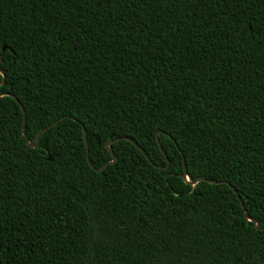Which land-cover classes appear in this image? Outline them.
Listing matches in <instances>:
<instances>
[{"label": "trees", "instance_id": "1", "mask_svg": "<svg viewBox=\"0 0 264 264\" xmlns=\"http://www.w3.org/2000/svg\"><path fill=\"white\" fill-rule=\"evenodd\" d=\"M0 53V264H264V0H0Z\"/></svg>", "mask_w": 264, "mask_h": 264}, {"label": "water", "instance_id": "2", "mask_svg": "<svg viewBox=\"0 0 264 264\" xmlns=\"http://www.w3.org/2000/svg\"><path fill=\"white\" fill-rule=\"evenodd\" d=\"M2 49L5 50L6 47L4 46ZM0 71H1V70H0ZM3 82H4V79H3L0 83H3ZM6 94H7V95H10V96L13 97V98H15V96H14L12 93H6ZM15 99H16V98H15ZM16 101H17V103L19 104V106H20V108H21V110H22V112H23V116H24V109H23V106L19 103V101H18L17 99H16ZM57 121H58V120H57ZM57 121H55L54 123H56ZM23 123H24V121H23ZM54 123H53V124H54ZM48 127H50V126H48ZM48 127L43 128V129H42V130L36 135V137L34 138V140H33L32 142L28 141L29 146L34 147V146L36 145V139H37V137H38L41 133H43ZM23 132H24V134H25V131H23ZM83 138H84V142H85V146H86V152L88 153L87 141H86V139H85V132H84V130H83ZM120 139H121V138H117L116 140H120ZM125 139H127V140L131 141L132 143H134L135 146H137V147H138V148L144 153V155L147 156L146 152H145V151H144V150H143V149H142L137 143H135L134 141H132L130 138H125ZM110 142H111V140L109 139V140L105 143V146L108 148L109 152L111 153V155H112V157H113V160H112V162H113V161H114V154L112 153L111 149L109 148V144H110ZM159 147H160L161 151L163 152V154H164V156H165V158H166V160H167V166H168V165H169V160L167 159V155H166L165 152L163 151L161 145H159ZM182 161H183V168H184V174H183V176L186 178L187 181H189V180H188L189 175H188V173H187V169H186V166H185V163H184V158H182ZM88 162H89V164L91 165V162H90L89 158H88ZM106 165H107V163L104 164L101 168H95V170H96V171H101ZM91 166H92V165H91ZM198 181H207V182H212V183H217V182H218V181H216V180L206 179V178H204V177H197V178L194 179L193 181H189V182L192 183V184H196ZM226 183L229 184L228 182H226ZM232 189L234 190L235 194H236L237 197L239 198V200H240V202H241V205L244 207L243 202H242V200L240 199V197H239V195H238L236 189H235L233 186H232ZM245 218H246L247 220H252V221L255 223V220H254L253 218L249 217L247 214H245Z\"/></svg>", "mask_w": 264, "mask_h": 264}, {"label": "snow or ice", "instance_id": "3", "mask_svg": "<svg viewBox=\"0 0 264 264\" xmlns=\"http://www.w3.org/2000/svg\"><path fill=\"white\" fill-rule=\"evenodd\" d=\"M3 59H4V55H3V53H0V61H3ZM0 79L6 80V73L5 72L0 71Z\"/></svg>", "mask_w": 264, "mask_h": 264}]
</instances>
